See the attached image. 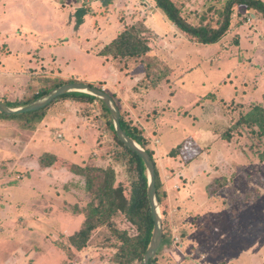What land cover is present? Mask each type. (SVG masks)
<instances>
[{"label":"rangeland","instance_id":"rangeland-1","mask_svg":"<svg viewBox=\"0 0 264 264\" xmlns=\"http://www.w3.org/2000/svg\"><path fill=\"white\" fill-rule=\"evenodd\" d=\"M175 1L197 23L223 0ZM239 11L248 15L243 27L205 44L170 23L153 0H0V97L31 98L58 80L93 82L149 138L165 192L162 264H264V162L257 154L264 144L248 127L222 137L255 103L264 105V18ZM142 21L152 50L144 59L107 58L138 84L115 91L107 69L104 79L94 77L105 68L90 53ZM166 64L174 68L168 79L143 96L150 89L142 85ZM102 112L98 103L63 99L35 129L0 118V264H119L112 258L121 242L107 226L81 250L70 241L93 200L85 177L40 163L52 153L82 166L111 165L129 197L127 168L110 159L114 136ZM179 145L181 153L170 156ZM218 179L223 188L209 193ZM123 221L121 213L113 217L117 228Z\"/></svg>","mask_w":264,"mask_h":264},{"label":"trees","instance_id":"trees-1","mask_svg":"<svg viewBox=\"0 0 264 264\" xmlns=\"http://www.w3.org/2000/svg\"><path fill=\"white\" fill-rule=\"evenodd\" d=\"M153 1L156 7L164 13L165 18L174 24L182 33L193 41L205 44L221 41L234 24H236L237 28L244 26L248 15L241 13L239 11L240 8H244L250 14V18L255 16L264 18V0H223L220 6L213 4L207 10L203 11L197 23H193L183 14L182 8L175 0ZM234 15L238 16L237 19L234 18ZM234 20L236 21L235 23ZM148 29L143 21L141 23L125 25L121 32L107 43L98 54L112 59H144L143 56H146L152 50L149 37L146 35ZM159 65L163 64L158 61L157 66ZM161 69H163L161 70L162 76H159L152 83L142 85L145 89L156 88L162 83L163 79H168V73L170 74L172 68L166 64ZM147 70L149 72V67ZM143 79L139 84L142 83ZM73 81L77 80H58L54 84H46L33 97L27 99L15 101L8 100L5 97H0V99L11 107H20L47 94L55 87ZM89 84L96 86L93 82ZM112 96L115 98L120 110H122L119 101H117L113 94ZM63 99L79 103H98L100 105L103 111L101 117L106 122L107 127L113 132L114 136L111 151L113 156L110 159L126 165L131 188L130 196L127 197L124 185L122 183H116V170L111 165L100 166L88 164L82 166L60 160L56 154L46 153L42 156L40 163L43 167L60 165L77 175L84 176L85 188L93 195V200L89 203L86 210L80 213L85 214L83 226L70 236V241L76 248L81 250L87 246L92 232L96 228L107 226L114 231L118 240L121 242L117 246V251L112 260L119 264H143L155 227L148 197V171L143 158L137 152L130 149L117 136L110 109L104 101L92 94L74 91L57 97L51 104L39 110L20 114H5L0 111V118L19 121L24 124V127L35 129V125L44 119L53 103ZM121 124L128 135L143 146L154 159L155 151L150 147V140L143 129L138 124L131 123L125 118L123 112L121 114ZM244 127L250 128L258 139H260V142L264 144V105L262 103H255L248 113L242 115L233 126L222 134L223 139L231 140L234 137L235 131L237 132ZM180 148V145L175 147L170 151L169 155L173 157L178 156L181 153ZM257 152L261 161L264 162V149L259 148ZM216 181L207 186V190L211 194H216L223 188L222 182L219 179ZM156 184L160 206L163 209L165 192L163 191V182L157 166ZM162 212L164 215L167 214L165 209ZM120 213L124 215L122 229L117 228L113 222V217ZM164 242L165 239H163V244ZM158 254L150 260V264H162L158 259Z\"/></svg>","mask_w":264,"mask_h":264},{"label":"water","instance_id":"water-1","mask_svg":"<svg viewBox=\"0 0 264 264\" xmlns=\"http://www.w3.org/2000/svg\"><path fill=\"white\" fill-rule=\"evenodd\" d=\"M74 91L89 93L99 97L104 101V103L110 109L117 136L130 149L137 152L143 158L146 164L149 178L148 197L150 201L152 216L155 222V227L150 245L143 260V264H150V260L158 254L162 246L164 236L162 212L156 184V163L151 154L136 140L129 136L127 131L122 127L121 110L112 94L106 91L104 88L93 86L82 81H73L55 87L47 94H44L41 97L33 100L32 102L20 107H11L0 99V111L5 114H20L39 110L51 104L57 97L65 93Z\"/></svg>","mask_w":264,"mask_h":264},{"label":"crops","instance_id":"crops-1","mask_svg":"<svg viewBox=\"0 0 264 264\" xmlns=\"http://www.w3.org/2000/svg\"><path fill=\"white\" fill-rule=\"evenodd\" d=\"M253 20V19H252ZM243 27V26H242ZM157 33V32H156ZM162 42H166V39H162ZM98 53H99V51H98ZM95 54V53H93V52H91L90 54H93V55H96V56H98V57H96V59L99 61V62H101L102 64L101 65H103V67L105 68V70H101V72H99V74L98 75H96V76H94V77H100L99 79H104L105 77V75L108 73V72H106V69L110 72V74L108 73L107 75H109L110 76V79L108 80L109 81V84L115 89V91H116V88L117 87H119V88H124V87H126L127 89L128 88H133L134 87V85H138V84H134V82H133V80H131L128 76H126V75H129L130 73L128 72V70H121V69H118L117 67H115V65H114V63L112 64V63H108L106 60H107V58H110V57H106V56H101V55H99V54ZM109 61H111V60H109ZM105 63V64H104ZM107 63H108V65H107ZM99 64V65H98ZM93 65H95V66H100V68H101V65H100V63H97L96 61L93 63ZM109 65H111V66H109ZM108 67V68H107ZM112 67V68H111ZM170 68H172V70L174 69L173 67H171V66H169ZM123 74V75H122ZM84 76L86 75H89L90 77L91 76H93V73H91V75H90V73H88V72H86V73H84L83 74ZM143 79V77H141L140 79H138V83L141 81ZM166 81V80H165ZM141 90H143V88H141ZM153 90H155V89H150L149 90V92L148 93H146V94H142L143 96H148V95H151L152 94V91ZM144 91H147V89H145L144 88ZM138 92H140V91H138ZM149 104V103H148ZM142 105H145V103L144 104H142ZM141 127H143V126H141ZM84 164V163H83ZM82 216L83 215H81V216H76L79 220H83V218H82Z\"/></svg>","mask_w":264,"mask_h":264}]
</instances>
